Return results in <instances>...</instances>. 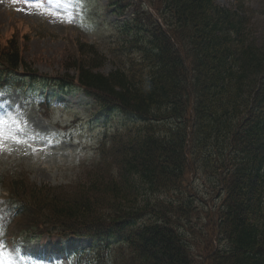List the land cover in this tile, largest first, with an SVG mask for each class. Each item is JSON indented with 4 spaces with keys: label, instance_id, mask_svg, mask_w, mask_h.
<instances>
[{
    "label": "trees",
    "instance_id": "trees-1",
    "mask_svg": "<svg viewBox=\"0 0 264 264\" xmlns=\"http://www.w3.org/2000/svg\"><path fill=\"white\" fill-rule=\"evenodd\" d=\"M107 1L117 16L129 12L116 22L125 39L113 49L115 70L77 65L61 87L76 80L106 120L117 110L127 124L106 136L110 144L83 184L13 180V222L27 237L89 238L77 264H86V251L95 256L87 264H193L201 170L214 193L227 191L214 207L219 245L211 264H264V40L252 36L254 9L216 0ZM0 59L39 77L17 46ZM190 171L196 176L186 183Z\"/></svg>",
    "mask_w": 264,
    "mask_h": 264
},
{
    "label": "rangeland",
    "instance_id": "rangeland-1",
    "mask_svg": "<svg viewBox=\"0 0 264 264\" xmlns=\"http://www.w3.org/2000/svg\"><path fill=\"white\" fill-rule=\"evenodd\" d=\"M63 1L49 3L42 0L44 7L54 15H41L31 6L34 0H0V54L6 56L9 48L17 46L20 59L49 78L44 81L39 77L34 82L26 79L25 86L4 90V85L6 88V84H18L19 77H27L28 73L19 70L13 74L17 78L6 76L3 70L8 67L0 63V92L4 93L0 96V104H4L0 107V117L7 118L6 115L11 113L24 129L16 135L26 141L17 144L9 139L5 150L0 151V193L9 189L17 178H24L29 184L50 186L85 183L94 174L91 172L93 166L101 161L100 150L110 144L106 136L116 127L122 131L127 124L123 113L114 110L106 120L107 113L101 111L92 98L75 87L68 92L61 91L60 84L62 78L70 81L69 76L76 73L77 65L95 67L93 72L108 76L115 70L113 49L118 36L122 43L125 39L118 35L116 22L129 12L117 16L106 7L107 0H65L66 6ZM216 3L223 7L241 3L245 8H253L252 36L262 43L264 0H216ZM69 18L71 22H62ZM91 45L96 47V54ZM233 117L234 113L230 111V120ZM187 175L186 183L199 175L194 191L205 200L203 206L194 204L197 210L190 219L193 226L189 237L193 242L192 263L211 264L210 254L219 245L214 207L227 197V191L221 190L220 197L219 192L214 193L212 186L203 182L207 178L204 171L200 170L196 175L190 171ZM222 186L220 183L215 188ZM207 208L212 211L209 213ZM6 234L0 250L10 264H57L58 253L63 260L77 246L91 245L88 238L68 239L61 243L60 238L47 235L14 244L10 238H16L15 234L18 239L26 235L14 222ZM53 251L57 252L55 256ZM4 260H0V264H4Z\"/></svg>",
    "mask_w": 264,
    "mask_h": 264
},
{
    "label": "snow or ice",
    "instance_id": "snow-or-ice-1",
    "mask_svg": "<svg viewBox=\"0 0 264 264\" xmlns=\"http://www.w3.org/2000/svg\"><path fill=\"white\" fill-rule=\"evenodd\" d=\"M26 2H28V0H26ZM48 2L51 3L52 0H48ZM31 6L34 7L41 15H54V13H52L49 9L44 7L42 0H34ZM62 22H71V18H69L67 21L62 20ZM3 95L4 93L0 92V96H3ZM4 103L6 104L7 101H5ZM3 106L4 104H0V107H3ZM12 126H15V128H13ZM18 131H24V129L20 127V122L16 120L11 115V113L7 115V118L0 117V151L5 150L6 141L9 139L13 140V142L17 144L26 142L20 139L16 135V132ZM33 138L35 137L33 136ZM4 256H5V253L2 250H0V260H4ZM4 264H10V261L4 260Z\"/></svg>",
    "mask_w": 264,
    "mask_h": 264
}]
</instances>
